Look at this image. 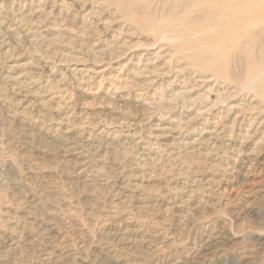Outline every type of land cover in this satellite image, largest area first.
Wrapping results in <instances>:
<instances>
[{"label": "rangeland", "instance_id": "rangeland-1", "mask_svg": "<svg viewBox=\"0 0 264 264\" xmlns=\"http://www.w3.org/2000/svg\"><path fill=\"white\" fill-rule=\"evenodd\" d=\"M44 1L0 6V264H264V97L163 41L154 21L167 0ZM57 1L89 29L76 17L59 24ZM118 45L141 49L119 58ZM159 75L182 79V92L209 82L211 103L188 121L221 103V90L238 95L230 101L257 136L240 142L245 156L146 106L165 97L145 91ZM130 230L142 242L115 241Z\"/></svg>", "mask_w": 264, "mask_h": 264}, {"label": "bare ground", "instance_id": "bare-ground-1", "mask_svg": "<svg viewBox=\"0 0 264 264\" xmlns=\"http://www.w3.org/2000/svg\"><path fill=\"white\" fill-rule=\"evenodd\" d=\"M8 1L9 0H0V6L8 4ZM35 1V4H37V0ZM53 1L54 0H47L44 2ZM167 3L168 6L165 13L162 15V18H158L157 21H154V25L158 27L159 33H163V41L177 44L183 55L193 59V63L196 67L202 68L203 66H206V62H214L208 66H212L214 70L218 72L227 70L234 74L235 78L239 81L244 80L245 78L246 88H244L243 91L244 95L247 92H257V94L264 97V95H262L264 94V89L261 87L264 83V0H167ZM44 4L45 5L41 8L40 13L46 14L45 12H47L48 14L51 3ZM56 4V9L50 13V16L59 18V24H62V22L65 24L68 18L76 17L77 22L84 25V29H89L90 24L92 23L86 19L85 23H81V18H79L78 14H75L68 9H61V6H66V3L61 4L57 1ZM84 10V12H86V8ZM212 22L216 23L219 27L218 30L214 31L211 28ZM209 31L213 33L212 36H207V34L210 33ZM92 36L93 34L91 37ZM217 45L225 49V54L222 56V59L220 56L211 57V52L208 50L211 46ZM101 46L104 45L97 44L96 47L98 48ZM158 46L159 45H156V47ZM140 49L141 48L130 50V46H119L117 47V52H119L118 57H125L129 53H133V51ZM152 50H157V48ZM164 52L165 51L161 52V54ZM232 52L235 53V56H232ZM198 54L200 55L197 56ZM145 59L146 57L143 59V63ZM220 62H223V64H220ZM237 69H244V73L239 72V74H236ZM180 81L176 84L169 85L163 76L159 75L157 81L153 82L152 85L147 86L145 91L152 93L154 89H161L160 87H162L165 88L166 91L165 97L159 99V95H155L153 98H156L159 103L147 102L146 106H160L161 112L166 110V112L175 114L176 122L182 127L186 125L191 128L196 125L198 128L202 127V130L206 132V135L215 137L214 139L209 140L211 144H213V140H224L226 141V148L229 150L227 154L233 153L237 156L244 157L246 152L239 147L240 142H243L245 138L250 140L256 139L257 136L254 135V130L248 131V134L246 133V125L250 124L252 121L250 116H248V112L245 111L243 114L239 113V109L236 106L234 107L233 103L230 101L239 96L231 94L227 89L225 90L227 91L226 93L221 90V103H218V105L212 110L201 113V115L194 121H188L196 112H199L204 105V103H202L203 99L210 100L209 103H211L212 97L207 94L212 93V91H207L209 86L206 87L205 85H209V82L207 84L204 82L201 83L200 86L195 87L193 91H191L189 87L184 86L183 88L185 89L183 90L184 92H182L178 89L183 86L179 84ZM255 87H257V89ZM215 89H213V92H216ZM198 94L201 95V97L196 98L195 96ZM149 95L151 94L144 96L147 97ZM225 108L227 109L225 110ZM181 110L183 112L181 116L182 118L178 119L177 116L180 114ZM218 110H223V112L216 116L219 121L218 123H215L216 126H214L212 122L215 119L212 117V114ZM255 127L256 123L252 126V129ZM106 131L107 130L103 133ZM133 134L134 132L132 131V135ZM124 137H126V135H122L121 138ZM209 142L207 141V143ZM89 143L95 148L93 141ZM190 145L192 144H189V146ZM187 147L188 146L185 145V148ZM106 149L108 148L103 146L97 151L99 154L107 153ZM247 156L250 155L247 154ZM85 173H87V171ZM200 176L202 177L201 182H208V175H205L206 177L202 175ZM118 178L120 182L123 175ZM208 184L212 185V182L210 181ZM108 185L110 186L111 183H108ZM124 188L125 187H123V189ZM121 195L125 196L126 191L122 192ZM126 196H128L129 199L136 200L133 196ZM215 223L216 222H213V225ZM142 232V230H130L124 235L117 233L114 235L115 241L120 239L121 243L124 244H139L142 241L136 239V237L140 236ZM220 238L228 240L227 236H221ZM146 243L147 242H143V244ZM203 251L204 250H199L196 255L198 254V256H200ZM72 258H74V256H70V259Z\"/></svg>", "mask_w": 264, "mask_h": 264}]
</instances>
